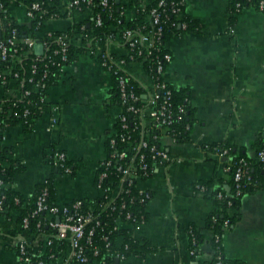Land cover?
Instances as JSON below:
<instances>
[{
    "label": "crops",
    "instance_id": "crops-1",
    "mask_svg": "<svg viewBox=\"0 0 264 264\" xmlns=\"http://www.w3.org/2000/svg\"><path fill=\"white\" fill-rule=\"evenodd\" d=\"M26 1L10 0L8 5L21 24L29 23ZM68 1L61 0V8ZM142 1L145 5L154 2ZM183 1L185 12L200 21L203 30L167 35L165 45L172 54L168 78L189 93V140L170 143L168 165L157 168L140 185L150 193L148 221L135 230V236L158 249L144 259L129 256L120 264H191L189 231L193 225L204 233L199 258H211L212 233L204 228L215 204L197 184L224 179L231 157L208 153L207 146L226 142L252 157L254 141L264 138V11L248 6L231 23L229 0ZM125 14L127 20L136 16L130 8ZM92 19V9H85L73 17L50 19L46 28L63 32L75 22ZM106 45L117 55L127 53L119 36ZM86 53H77L60 81L48 90L49 101L59 106L58 124H50L48 112L32 132L21 127L8 132V143L23 166L16 176L22 194L31 193L44 178L55 175L59 205L97 195L96 172L107 154L106 139L115 129L120 108L113 100L112 74L102 68L98 58ZM132 70L145 78L140 65L134 64ZM53 147L65 151L77 164L75 173L63 176L48 166L45 155ZM240 213L238 222L223 236L225 254L246 264H264V189L246 193ZM1 237L0 264H15V249Z\"/></svg>",
    "mask_w": 264,
    "mask_h": 264
},
{
    "label": "built area",
    "instance_id": "built-area-1",
    "mask_svg": "<svg viewBox=\"0 0 264 264\" xmlns=\"http://www.w3.org/2000/svg\"><path fill=\"white\" fill-rule=\"evenodd\" d=\"M157 1L146 19L152 23V29L143 22V25L124 26L117 34L108 36V41L121 38L127 47L125 55L111 52L108 45L96 44L87 50L88 55L98 58L102 68L116 77L120 111L115 129L106 139L107 154L96 172L97 195L75 198L65 205L49 201L51 176L44 178L29 194L18 191L16 176L21 172L18 167L22 162L8 143V132L14 127L32 132L35 126L32 118L48 112H51L50 124H58L59 106L53 105L48 98L50 68L59 65L62 76L67 65L51 56L42 66L39 64L50 47L54 31L43 29L38 36L45 34L48 39L44 41L34 35L20 38L17 28H11L4 37L6 24L0 17L3 30L0 39V237L15 249V264H115L116 260L122 262L128 258L122 249L123 245L128 248V243L124 244L125 235L120 233L121 229H129V235L139 240L135 230L147 221L144 214L136 217L131 206L150 198V193L140 185L154 175L157 168L168 165L171 160L169 144L179 142L183 134L191 130V123L185 121L190 97L185 96L184 103L176 101V92L180 89L168 78L172 54L165 45L167 12L171 10L182 16L184 1ZM101 3L108 6L109 0ZM93 4V0H70L60 11L73 17L77 12L91 9ZM229 5L231 16H237L248 6L264 11V0H229ZM40 8L38 1L26 8L29 23ZM6 10L8 8L0 2V11ZM58 17V13L52 15V19ZM96 24L102 25L101 15L96 17ZM39 26L40 23L35 29ZM181 26L187 28L188 24L183 22ZM84 29L83 23L76 30L75 37L79 40ZM58 39L60 47L55 54L68 62L70 38L65 33ZM38 43L43 46L41 54L35 52ZM29 53H35L31 72L21 77L19 64L22 55ZM134 64L143 68L145 78L134 73ZM226 153L224 150L219 155ZM257 157L264 161V150L259 151ZM68 159L67 153L58 147L50 148L45 155L48 166L63 175L74 172L65 165ZM248 167V162L240 159L235 173L239 193L240 181L248 173ZM197 188L202 192L206 190L201 184H197ZM214 241L219 242L220 236L215 235ZM216 250H220V246L212 251ZM190 253L193 255L194 251ZM217 258L216 264H230L223 260L220 251Z\"/></svg>",
    "mask_w": 264,
    "mask_h": 264
},
{
    "label": "trees",
    "instance_id": "trees-1",
    "mask_svg": "<svg viewBox=\"0 0 264 264\" xmlns=\"http://www.w3.org/2000/svg\"><path fill=\"white\" fill-rule=\"evenodd\" d=\"M38 1L41 4L40 10L36 11V17L28 24H21L18 20L11 15L9 10L0 11V17L3 18V21L6 24V30L4 32V37L8 35V32L11 28H17L20 38L24 35H34L38 36L39 33L46 28V22L52 19V15L58 13L59 17H67V13L61 12V0H29L24 2L27 8H30L32 3ZM70 1V0H69ZM94 4L91 7L93 11V19L89 23H84L85 29L82 32V38L75 37L77 36L76 30L80 29L81 24L74 23L71 28L67 31H55L54 38L50 39V47L47 49L39 63L42 66V63L48 61L51 57L62 65H68L71 61L76 58L77 53H86L89 46L100 44L105 46L108 36L110 34H117L124 26H136L143 25V22L147 20V14L150 10L157 5L158 1L156 0L152 4L145 5L142 0H109L108 6H105L101 3L102 0H93ZM5 4V8H8L9 0H0ZM134 9L136 16L132 20H127L126 11ZM145 8V11H144ZM183 15L177 16L175 13L169 10L167 13V27L165 30V37L167 35L179 33L182 30L196 31L201 32L203 26L200 21L190 18V16L185 12V7L183 8ZM101 15L102 25L98 26L96 24V17ZM236 17L231 16V23L235 22ZM176 22L175 25L172 23ZM186 22L188 24L187 28H183L181 24ZM40 23L38 29H35L37 24ZM147 28H153L152 23L148 20ZM69 36V61H62L58 54H55V50L60 47L58 37H62L64 34ZM43 41L48 39L44 35L38 36ZM75 37V41L72 39ZM51 56V57H50ZM35 57V53H29L28 55H22V60L19 64V72L21 77H27L31 72V64ZM61 79V73L58 66H52L50 68V79L49 83L51 85L56 84ZM114 86L112 89L113 100L115 103H118V88H117V79L113 76ZM189 95L187 89H180L176 92V101L178 103H184V97ZM190 106L188 105V114L185 119L186 122H190L189 111ZM38 117H34L31 120L32 125L38 121ZM28 130L27 126L26 129ZM189 140V132L183 134V138L180 141ZM207 152L213 154L223 153L224 150H227L226 154L231 157L230 164L228 165V171L226 177L223 179H214L208 182H200L201 185L206 187L205 195L211 198L215 204V209L208 215L205 223L206 230L212 233V248L216 249L220 246V250L212 252V257L207 260H202L199 258L200 254V245L204 241V233L202 229L195 227L194 225L190 227V250H193L192 263L191 264H216L218 258V252L223 255L224 261H229L230 264H246L240 260L230 259L226 256L223 245V236L227 230L231 229L236 222L241 217L240 207L243 196L246 193L253 192L258 189H264V161L258 159V152L264 150V138L259 136L253 143L252 150L254 151V156H249L246 150L243 148H238L235 145L228 144L226 142H218L212 145L207 146ZM244 159L248 162V173L243 176L241 183V192H238L236 186L237 182L235 181V173L237 166L240 162V159ZM66 166H70L74 173L77 169V164L72 160H66ZM18 170L23 171V166H19ZM15 171V170H14ZM50 199L51 203L56 201V188H55V175L50 177ZM228 186V187H227ZM221 194V197L219 195ZM149 199H146L145 202H135L131 208L134 215L140 217L141 214L145 215L146 221H148L147 213V203ZM229 220L228 223L226 221ZM120 233L125 235L124 244L128 243V248H125L123 245L122 249L125 252L126 256H136L140 259L146 258V256L158 248L152 245L151 242L144 240H136L135 238L129 235V229H121ZM215 235L220 236V241L215 242ZM196 240V244H194ZM212 249V250H213Z\"/></svg>",
    "mask_w": 264,
    "mask_h": 264
},
{
    "label": "water",
    "instance_id": "water-1",
    "mask_svg": "<svg viewBox=\"0 0 264 264\" xmlns=\"http://www.w3.org/2000/svg\"><path fill=\"white\" fill-rule=\"evenodd\" d=\"M3 37V30L0 28V39ZM35 52L37 54H41L43 52V46L41 43H38L36 46H35ZM115 264H120V261L119 260H116Z\"/></svg>",
    "mask_w": 264,
    "mask_h": 264
},
{
    "label": "rangeland",
    "instance_id": "rangeland-1",
    "mask_svg": "<svg viewBox=\"0 0 264 264\" xmlns=\"http://www.w3.org/2000/svg\"><path fill=\"white\" fill-rule=\"evenodd\" d=\"M61 176V175H60ZM63 176H65V175H63Z\"/></svg>",
    "mask_w": 264,
    "mask_h": 264
}]
</instances>
